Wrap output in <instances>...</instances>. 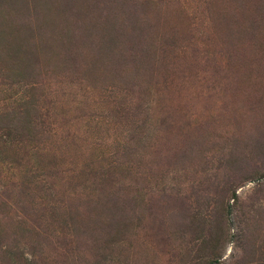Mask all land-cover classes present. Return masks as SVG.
Listing matches in <instances>:
<instances>
[{"label":"rangeland","instance_id":"obj_1","mask_svg":"<svg viewBox=\"0 0 264 264\" xmlns=\"http://www.w3.org/2000/svg\"><path fill=\"white\" fill-rule=\"evenodd\" d=\"M0 264H264V0H0Z\"/></svg>","mask_w":264,"mask_h":264}]
</instances>
